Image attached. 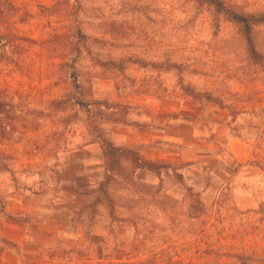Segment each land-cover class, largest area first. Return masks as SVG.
<instances>
[{"label":"rangeland","instance_id":"obj_1","mask_svg":"<svg viewBox=\"0 0 264 264\" xmlns=\"http://www.w3.org/2000/svg\"><path fill=\"white\" fill-rule=\"evenodd\" d=\"M193 106L245 118L212 202L135 149L109 166L133 110ZM89 143L106 171L76 207L103 264H263L264 0H0V212L17 187L55 196Z\"/></svg>","mask_w":264,"mask_h":264},{"label":"crops","instance_id":"obj_2","mask_svg":"<svg viewBox=\"0 0 264 264\" xmlns=\"http://www.w3.org/2000/svg\"><path fill=\"white\" fill-rule=\"evenodd\" d=\"M129 117L111 127L114 145L135 149L141 163L161 165L154 171L158 178L177 173L183 184L200 191L205 203L214 200L222 173L228 175L231 154L241 161L245 153L246 143L237 137L236 128L245 118L231 117L220 108L193 106L180 114L139 108ZM69 155L58 168L63 175L55 196L17 187L6 197L0 212V264L104 263L102 240L89 235L76 207L81 189L100 187L104 153L98 144L89 143ZM143 169L153 173L150 167L135 171Z\"/></svg>","mask_w":264,"mask_h":264},{"label":"trees","instance_id":"obj_3","mask_svg":"<svg viewBox=\"0 0 264 264\" xmlns=\"http://www.w3.org/2000/svg\"><path fill=\"white\" fill-rule=\"evenodd\" d=\"M103 143H105L107 145L108 150L105 153V156H108L111 160H110V164L109 166L112 168L113 165L118 163V158L120 156H125V150L120 149L119 147H116L114 145H112L109 141H106ZM139 164H137V162H135V168L137 167H147L149 168L151 164H146V163H141L138 162ZM102 186V182L100 184V187Z\"/></svg>","mask_w":264,"mask_h":264}]
</instances>
